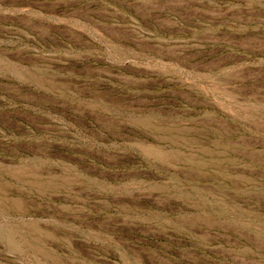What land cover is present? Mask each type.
<instances>
[{"label":"rangeland","instance_id":"374dc122","mask_svg":"<svg viewBox=\"0 0 264 264\" xmlns=\"http://www.w3.org/2000/svg\"><path fill=\"white\" fill-rule=\"evenodd\" d=\"M0 264H264V0H0Z\"/></svg>","mask_w":264,"mask_h":264}]
</instances>
